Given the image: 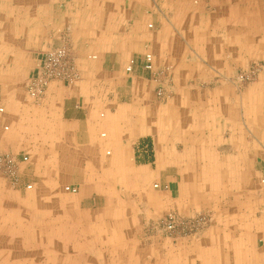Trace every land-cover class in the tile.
Masks as SVG:
<instances>
[{
    "label": "crops",
    "instance_id": "1",
    "mask_svg": "<svg viewBox=\"0 0 264 264\" xmlns=\"http://www.w3.org/2000/svg\"><path fill=\"white\" fill-rule=\"evenodd\" d=\"M260 42L264 0H0V150L29 156L15 188L32 184L39 206L0 208V264H41L26 256L38 239L69 250L64 264H264V73L224 78ZM64 43L79 81L32 98ZM147 53L171 68L166 102ZM170 211L210 217L150 228Z\"/></svg>",
    "mask_w": 264,
    "mask_h": 264
},
{
    "label": "built area",
    "instance_id": "2",
    "mask_svg": "<svg viewBox=\"0 0 264 264\" xmlns=\"http://www.w3.org/2000/svg\"><path fill=\"white\" fill-rule=\"evenodd\" d=\"M152 27V24L149 25ZM135 65V60L131 59L126 67L127 72H132ZM143 67L153 75V80L160 85L156 89L159 99H165L166 88L163 84L168 85L171 82L170 67L155 69L154 57L152 53L145 54L143 58ZM80 79V72L76 66V57L69 43H64L60 46L49 48L43 55L42 61L38 68V73L32 77L27 85V93L34 99L42 98L50 84L55 81L65 82L67 84H75ZM4 109L0 107V112ZM9 126H5L8 130ZM29 161L27 154H16L12 152L0 150V175L5 177L10 182L17 184L21 180L20 166ZM264 183V179H263ZM158 187V184L154 185ZM32 184H26V189H32ZM67 191L76 193L77 188L67 186ZM175 219L172 214H169L162 222V227L167 230H172L175 227Z\"/></svg>",
    "mask_w": 264,
    "mask_h": 264
},
{
    "label": "rangeland",
    "instance_id": "3",
    "mask_svg": "<svg viewBox=\"0 0 264 264\" xmlns=\"http://www.w3.org/2000/svg\"><path fill=\"white\" fill-rule=\"evenodd\" d=\"M170 70H171V68H170ZM263 73H264V43L260 42V44H257L255 47H251V55H250L249 61H247L244 66L239 67V69L234 71L232 74H230L228 76H224V78L228 82L233 83L235 86L242 88V87H246L247 85L257 81L258 79H260V77ZM170 74H171V71H170ZM165 84H167V83H165ZM170 85H171V83L169 84V86ZM166 94L167 95H166L165 99H159L158 98V101H160V102H166L167 101V99L171 96V89L170 88L166 89ZM20 176H21V170H20ZM2 177L3 176L0 175V178H2ZM3 178H5V177H3ZM0 182H1V179H0ZM20 182H21V180H20ZM20 182H18L17 184H14V183L9 181V183L14 187H11V185L5 186L3 184V182H1L3 184V186L0 185V195L2 196V200H0V208H4V207L5 208H21V207L22 208H37V207H39V206H37L36 200L33 199L34 198L33 196L35 194V187L34 188L32 187V189H26V185H25L26 190L23 188V189H21L22 191L20 192L19 189L15 188L17 185L21 184ZM67 186H69V185L64 184V183L59 185L60 191L69 195V196H73V195L77 194L78 190L76 193L67 191L66 190ZM45 189L47 191H49L50 189L54 190L56 188L55 187L49 188V186H46ZM16 192H19L18 196L16 195L17 194ZM169 214H172L174 216L176 223H175V227L172 230L166 231V229H164L162 227V222L166 219V217ZM200 214H203V215H201L200 217H197L196 215H195L196 217H194V216L187 217L185 214H177L174 211H170L167 214H165V216H163L162 218L157 219V220H153L152 222H150L149 226L153 230H160L164 234L168 235V234H171L178 227L193 229L197 225L206 224L209 220V217H210L209 211H204V212H201ZM32 238H33V236H32ZM43 240H45L44 234H43ZM58 251L59 250H57V249L50 248V243L47 240L41 242L38 239L37 240V249H34V248L27 249L26 256L27 257L29 256V258H27V259H31V258L33 259V257H37V263L49 264V263H46V261L50 257H54V256L59 257V255H60V259L62 260L61 264H64L65 255L69 250H60V253H58ZM23 253H25V252H21V249H15V250L10 251V257H11V259L15 258V257H22L21 254H23ZM2 256L3 255L1 254V250H0V258H3Z\"/></svg>",
    "mask_w": 264,
    "mask_h": 264
}]
</instances>
